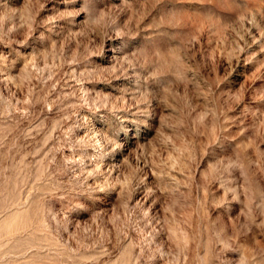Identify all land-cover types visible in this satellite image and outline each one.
<instances>
[{"label": "rangeland", "instance_id": "374dc122", "mask_svg": "<svg viewBox=\"0 0 264 264\" xmlns=\"http://www.w3.org/2000/svg\"><path fill=\"white\" fill-rule=\"evenodd\" d=\"M0 264H264V0H0Z\"/></svg>", "mask_w": 264, "mask_h": 264}]
</instances>
